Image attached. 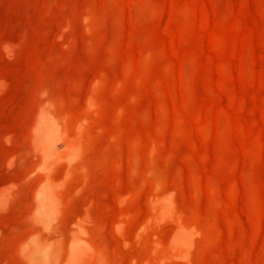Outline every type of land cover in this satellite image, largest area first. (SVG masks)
I'll list each match as a JSON object with an SVG mask.
<instances>
[{
  "label": "rangeland",
  "instance_id": "rangeland-1",
  "mask_svg": "<svg viewBox=\"0 0 264 264\" xmlns=\"http://www.w3.org/2000/svg\"><path fill=\"white\" fill-rule=\"evenodd\" d=\"M0 264H264V0H0Z\"/></svg>",
  "mask_w": 264,
  "mask_h": 264
}]
</instances>
